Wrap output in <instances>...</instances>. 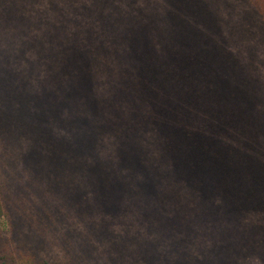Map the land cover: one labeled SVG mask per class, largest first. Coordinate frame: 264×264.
<instances>
[{
  "label": "trees",
  "instance_id": "obj_1",
  "mask_svg": "<svg viewBox=\"0 0 264 264\" xmlns=\"http://www.w3.org/2000/svg\"><path fill=\"white\" fill-rule=\"evenodd\" d=\"M254 1L236 20L247 52L226 59L227 78L234 64L242 74L234 103L222 84L200 94L189 60L155 53L146 37L94 41L91 0H0V264H83L75 250L64 259L45 250L79 237L92 255L91 236L113 264L119 251V264H264V0ZM205 2L199 21L236 12ZM156 80L186 89L170 115L153 101ZM209 94L240 146L225 151L219 134L196 128L212 118L199 100ZM125 211L145 230L133 231L136 248L110 246L114 223L99 218ZM84 217L76 233L71 221Z\"/></svg>",
  "mask_w": 264,
  "mask_h": 264
},
{
  "label": "rangeland",
  "instance_id": "obj_2",
  "mask_svg": "<svg viewBox=\"0 0 264 264\" xmlns=\"http://www.w3.org/2000/svg\"><path fill=\"white\" fill-rule=\"evenodd\" d=\"M197 1L91 0V20L85 25L91 31L86 32H89L87 35L91 36L97 43L110 37H116L125 41H131L133 39L139 40L140 38L146 37L150 41V46L154 48L155 53L164 54L178 62L183 57L189 60V67L196 71L201 78L200 84L202 89L200 90V94L206 93L208 85L216 88L222 84L225 93L228 96L230 92L233 93L235 95L234 103H238L242 74L239 72L238 64H234L229 68V71L233 75L227 78L225 76V71L228 68L226 66V59L233 55H243V53L247 52L239 47L243 41L240 35V24L236 20L241 14L242 9L245 10L246 6H253L251 4L255 3V1L242 0V4H239V0H227L229 4L234 6L233 8L236 12L231 19H223V21H214L211 19L210 21H199L200 10ZM205 1V3L209 2V0ZM218 13L216 14L217 16H214V19L220 18ZM221 15L223 16L224 12H221ZM248 38L255 39L254 36H248ZM132 43L134 45L136 44L134 41ZM102 45L103 43L97 47H101ZM117 48V51L123 52L125 55L136 53L137 56L139 55L138 50L127 49L125 43H119ZM150 51L146 50L143 52L146 55ZM254 51L260 53L261 49L255 47ZM147 57L153 56L149 55ZM140 64L144 67L143 62ZM189 75H193V72L189 73ZM226 85L231 86L229 88ZM150 86V92L152 98H154L153 101L158 103L160 107L162 106L161 110L166 111L163 114H172V110L174 109L168 107L169 102L187 101V97L182 96L186 92L185 87H177L174 85V82L172 85L167 86L165 85V80H156L151 82ZM174 93H178L179 96H175ZM213 96V94H209L208 97L199 99L204 102V105H202L203 114L207 111L208 115H211L212 118L207 117V120L205 119L204 123L196 126V128L201 132L204 131L207 139L219 134L220 146L223 145L225 151H228L229 145L232 142H236L240 146L242 141L245 140L242 139L239 142L236 139L237 132L233 127L234 123L230 122L227 118L228 113L226 114L224 111L226 110L224 108V102L222 101L219 106L215 105L214 101L211 100L214 99ZM235 106L228 107V109L235 108ZM180 119L186 121L187 117L184 112L181 114ZM207 121L209 124L207 123L205 127ZM208 128L209 131H207ZM108 212L112 211L108 209ZM106 214L101 215L99 218L110 217L111 222L114 223L113 227L110 225V230L113 234L117 233L116 238L111 235L112 238L109 240L110 246L111 243L115 242V244L121 243L127 247H134L136 243H132L130 239H136L137 237L138 241L139 238L133 234V231L140 232V235L145 233V230L143 231L142 228H138V222L133 223V211H125L120 215H116L115 213ZM86 221L87 217L79 220L80 224L71 221V224L75 225L74 229L76 233H82L84 225L81 222ZM1 228L5 236L9 237L12 225L4 217L1 220ZM64 232L65 230H62L61 234H64ZM56 234L55 232L54 235ZM50 236L53 235L51 234ZM91 238L90 241L93 244L91 245V249L95 251L92 255L84 248V251L79 248L82 247L79 244L81 241L79 237L73 238L68 247L64 246L60 241L61 239L58 238L57 243L50 245V249L45 250V252L56 258L64 259L65 256L72 258L71 253L75 250V255L82 256V258L78 259L83 264H113L112 261H109L107 255L98 250L99 245L98 243L95 244L96 241L93 240V236ZM94 245L97 246L96 249ZM40 249L44 250L45 248ZM111 255L115 257V264H119L120 260L124 258L120 254V251L117 253L112 252Z\"/></svg>",
  "mask_w": 264,
  "mask_h": 264
}]
</instances>
